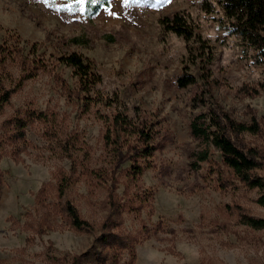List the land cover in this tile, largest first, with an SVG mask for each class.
Returning a JSON list of instances; mask_svg holds the SVG:
<instances>
[{
    "label": "rangeland",
    "instance_id": "374dc122",
    "mask_svg": "<svg viewBox=\"0 0 264 264\" xmlns=\"http://www.w3.org/2000/svg\"><path fill=\"white\" fill-rule=\"evenodd\" d=\"M206 2L99 0L95 13L91 0L82 6L0 0L6 57L0 76L15 89L0 111V264H69L74 256L98 264L110 181L93 173L108 168L105 121L121 110L135 122L153 123L155 148L140 160L137 188L127 176L129 161L113 171L120 203L137 191L111 228L136 239L130 251L118 252L117 264H264V229L240 220L242 213L264 220L259 192L235 180L220 152L189 128L214 107L239 123L258 124L261 135L240 136L251 147L264 146V67L224 29L214 4L212 12L203 9ZM176 12L192 21L202 42L161 28L159 20ZM72 52L91 61L100 77L88 109L75 95L72 70L59 60ZM186 75L199 77L197 83L180 87L177 79ZM15 119L25 122L23 140L8 126ZM203 150L207 161L193 166ZM65 202L93 229L73 230Z\"/></svg>",
    "mask_w": 264,
    "mask_h": 264
},
{
    "label": "trees",
    "instance_id": "16d2710c",
    "mask_svg": "<svg viewBox=\"0 0 264 264\" xmlns=\"http://www.w3.org/2000/svg\"><path fill=\"white\" fill-rule=\"evenodd\" d=\"M213 4L221 12V24L230 34L236 35L244 52L251 51V56L255 61L264 67V0H209L203 4L206 12L213 11ZM101 5L93 6V12H97ZM161 28L168 33L183 38L185 41L193 43L202 42L194 34L192 21L183 13H173L164 16L159 20ZM76 45L83 44L82 39H74ZM201 44V47L204 45ZM204 49V48H203ZM6 57L0 55V69L4 68ZM60 62L72 70L73 77L77 82L75 95L83 102L88 109L91 104L90 94L95 90L100 82V77L95 73L94 64L75 52L62 56ZM199 77L186 75L177 79L180 87L195 85ZM203 84L207 82L206 77L202 78ZM24 79L20 81V85ZM18 86V85H17ZM13 88H7L0 76V111L10 101ZM204 92V91H202ZM204 96V95H203ZM205 104L204 100H200ZM115 104L116 101L108 102V106ZM14 124V138L23 140L25 122L23 119H15L8 123V126ZM105 132L103 133L104 145L109 149L108 168L97 170L94 177L110 185L107 187L105 207L107 216L100 224V242L101 250L97 252L98 264H117V254L120 250H131L136 239L128 235H119L112 233L111 228L121 218L124 210L130 209L129 206L136 201L137 191L129 193L127 203H120L114 195L113 186L115 184L113 171L118 169L121 164L129 161L131 166L127 173L130 184L137 188L138 180L142 174L140 160L146 161L153 155L154 146V125L152 122H135L121 110L118 113L110 115V119L105 121ZM191 134L204 141L205 145H211L216 148L221 155L222 164L231 173L232 177L244 187L256 189L259 192L256 203L264 207V146L251 147L241 138L242 133H251L253 135L262 134V129L255 122L250 125L239 123L231 116L221 110L209 108L206 112L197 114L189 124ZM208 152L203 150L195 157L193 166L205 162L208 159ZM0 151V159H1ZM90 174H92L90 172ZM0 173V186H1ZM218 177V175H217ZM58 197L63 194L62 184L58 183ZM62 212L66 221L75 231H90L92 224L84 220L76 207L70 202L62 205ZM242 224L252 228L264 229V220L257 219L246 214L240 215ZM57 262L58 259H53ZM69 264H83L80 256L72 257Z\"/></svg>",
    "mask_w": 264,
    "mask_h": 264
},
{
    "label": "snow or ice",
    "instance_id": "6c2138e0",
    "mask_svg": "<svg viewBox=\"0 0 264 264\" xmlns=\"http://www.w3.org/2000/svg\"><path fill=\"white\" fill-rule=\"evenodd\" d=\"M86 2H88V0H77V3L80 4L81 6L84 5ZM107 2H111V0H107ZM129 2V0H124V3L127 4ZM91 3L93 4H97L99 3V0H91ZM83 10V8L81 9Z\"/></svg>",
    "mask_w": 264,
    "mask_h": 264
}]
</instances>
